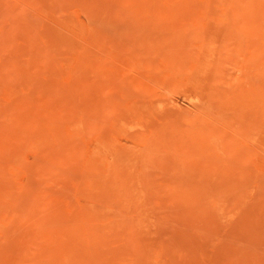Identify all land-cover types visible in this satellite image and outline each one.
<instances>
[{
    "label": "rangeland",
    "instance_id": "rangeland-1",
    "mask_svg": "<svg viewBox=\"0 0 264 264\" xmlns=\"http://www.w3.org/2000/svg\"><path fill=\"white\" fill-rule=\"evenodd\" d=\"M0 264H264V0H0Z\"/></svg>",
    "mask_w": 264,
    "mask_h": 264
}]
</instances>
